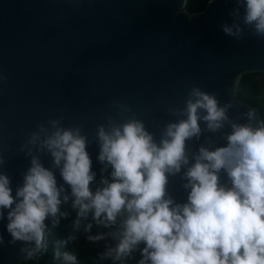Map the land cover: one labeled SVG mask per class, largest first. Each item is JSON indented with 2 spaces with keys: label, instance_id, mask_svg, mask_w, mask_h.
I'll return each mask as SVG.
<instances>
[{
  "label": "clouds",
  "instance_id": "obj_1",
  "mask_svg": "<svg viewBox=\"0 0 264 264\" xmlns=\"http://www.w3.org/2000/svg\"><path fill=\"white\" fill-rule=\"evenodd\" d=\"M233 5L222 32L264 40V0ZM109 108L92 132L61 109L0 148V246L37 262L51 246L50 264H81L67 250L76 236L51 241L71 209L86 240L104 242L93 264H264L260 109L197 83L159 107L164 121L122 100ZM6 151L28 161L19 183Z\"/></svg>",
  "mask_w": 264,
  "mask_h": 264
},
{
  "label": "water",
  "instance_id": "obj_2",
  "mask_svg": "<svg viewBox=\"0 0 264 264\" xmlns=\"http://www.w3.org/2000/svg\"><path fill=\"white\" fill-rule=\"evenodd\" d=\"M186 4L0 0V73L7 76L0 81V148L18 143L35 122L61 109L89 132L113 100L141 114L152 109L164 121L170 117L159 107L178 103L192 83L221 96L231 89L236 97L242 77L264 75V40L246 35L237 41L221 30L231 21L233 0H213L196 14L187 13ZM89 151L98 169L96 146ZM5 154L19 183L28 161L14 151ZM23 262L17 247L0 246V264Z\"/></svg>",
  "mask_w": 264,
  "mask_h": 264
},
{
  "label": "trees",
  "instance_id": "obj_3",
  "mask_svg": "<svg viewBox=\"0 0 264 264\" xmlns=\"http://www.w3.org/2000/svg\"><path fill=\"white\" fill-rule=\"evenodd\" d=\"M208 0H187L185 11L189 14L203 12ZM262 85H260V83ZM238 101L246 103L252 107L259 108L260 114L264 117V75H248L242 77L237 89L236 95ZM70 211V215L61 221L60 225L52 232L51 241L65 240L69 236H76L74 241L67 245V250L75 251L81 261V264H93L97 253L103 249L104 242L92 244L85 238L83 232L84 221H81L79 228L76 227L77 219L75 211ZM96 229H93L95 232ZM52 248H49V254L44 255L38 262L35 260L26 261L21 264H50Z\"/></svg>",
  "mask_w": 264,
  "mask_h": 264
},
{
  "label": "rangeland",
  "instance_id": "obj_4",
  "mask_svg": "<svg viewBox=\"0 0 264 264\" xmlns=\"http://www.w3.org/2000/svg\"><path fill=\"white\" fill-rule=\"evenodd\" d=\"M263 82L260 83V85H262Z\"/></svg>",
  "mask_w": 264,
  "mask_h": 264
}]
</instances>
